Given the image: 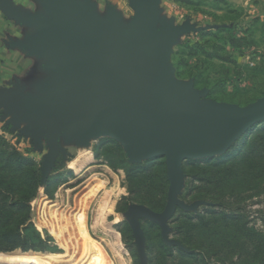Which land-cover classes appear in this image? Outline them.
Returning <instances> with one entry per match:
<instances>
[{
  "label": "water",
  "instance_id": "1",
  "mask_svg": "<svg viewBox=\"0 0 264 264\" xmlns=\"http://www.w3.org/2000/svg\"><path fill=\"white\" fill-rule=\"evenodd\" d=\"M135 3L131 0L135 15L125 19L112 7L99 14L91 0H50L51 20L27 23L45 29L46 40L33 50L50 54L61 78L39 93L0 89V109L4 119L18 124L34 118L39 135L47 131L36 142L50 148L42 162L47 173L60 156L59 137L74 126L118 142L130 163L165 158L170 187L163 213L135 204L128 209L147 264L140 218L159 224L165 242L173 244L168 222L177 208L194 212L201 204L181 198L185 161L203 159V153L223 154L263 122L264 97L242 107L203 101L206 91L175 85L166 69V46L174 36L201 29L190 20L175 26L174 18L162 15L161 0Z\"/></svg>",
  "mask_w": 264,
  "mask_h": 264
},
{
  "label": "rangeland",
  "instance_id": "2",
  "mask_svg": "<svg viewBox=\"0 0 264 264\" xmlns=\"http://www.w3.org/2000/svg\"><path fill=\"white\" fill-rule=\"evenodd\" d=\"M162 4L168 16L177 17L178 22H175V26H183L186 21L190 20L191 24L196 25L195 28L201 29L200 31L187 32L182 36H174L166 46L169 51L166 69L167 73L172 76L175 85L183 84L196 91H206L207 95L202 99L203 101L236 104L242 107L249 106L264 97V0H161L160 8ZM104 5L113 8L119 5L124 18L136 13L132 8L131 0H103L102 6ZM202 33L210 35L202 38ZM230 38L239 41L237 47L230 46ZM204 40L229 44L226 47V52L222 55L230 54L236 60V64L227 65V68L220 71V75H214L212 72L217 69L221 70L220 68L217 66L210 68L212 73L205 72L206 77L209 76L210 85L199 86L196 84L195 77H189L187 73L182 76L180 73L188 72V70L192 73L195 69L196 60H204L202 55L199 56V59L198 57H186L184 53H187V50L184 46L186 44L191 46L196 43L204 44ZM182 60L188 61L191 66L179 68L178 64ZM214 63L220 64L218 61ZM223 79L227 81L223 85L222 93L213 95L215 82ZM2 116V109H0V136L8 140L24 156L33 159L40 170L41 184L37 196L30 203L31 220L29 223L34 226L43 239L48 241L50 249L18 248L13 251L0 252V254H4L0 255V264H12V261H16L18 264L21 263L22 259H29L34 256L36 258L42 257V259L54 257L55 260L62 263L66 260L68 261L66 264H79L77 260H74V257H71L66 248L69 245L70 234L77 230L82 238H90L91 236L96 244L99 243L111 264H144L134 228L130 223V210H128L130 205L127 211L117 212V204L128 195L126 175L122 170L113 172L109 167L102 164L103 159L96 158L97 145L101 140L107 138L100 133L74 126L65 135L59 137L60 156L47 173L44 172L42 162L44 157L50 153V148L47 147L46 142L42 143L43 146L36 143L38 139H45L47 131L39 135V130L34 127V118L15 124L11 121V117L4 119ZM261 131H264V121L255 125L247 134L226 149L223 154L203 153L200 157L203 159H188L185 163L219 157H225L227 162L243 159L247 152L245 146H248ZM119 137L115 136L124 144V140ZM88 156L91 158V162L83 163L82 161ZM131 159L133 161V158ZM147 161L149 160L144 158L141 163ZM76 166L77 168L80 166L79 172L75 171ZM186 179L187 175L181 195L182 200H184ZM259 189L260 191H257ZM184 201L189 205L196 202L201 203L196 211L190 212L195 215L204 214L207 210L216 208V204L211 201ZM82 203H85V206ZM111 205L113 206L109 207ZM86 206H88L87 210H85ZM241 206L240 214L248 223L247 225L256 233L264 235V183L257 189H250L246 192ZM105 207L112 209L103 217ZM164 209L155 212L161 214ZM179 210L182 209L177 208L175 215L168 222L170 230L168 240L172 241L173 244L165 242L159 224L140 218L143 249L146 253L147 264L156 261V252L150 250L146 236L147 228L152 224L158 226L156 229L153 228L151 232L154 242H157L161 237L169 247L178 248L185 253L194 252L182 244L173 231V222L179 217ZM216 210L221 211L220 208ZM85 211L87 222L84 220ZM58 221L63 223L65 230L60 229L59 224H57ZM175 255L177 256L178 253L176 252ZM89 262L84 261L80 264H92L90 260Z\"/></svg>",
  "mask_w": 264,
  "mask_h": 264
},
{
  "label": "trees",
  "instance_id": "3",
  "mask_svg": "<svg viewBox=\"0 0 264 264\" xmlns=\"http://www.w3.org/2000/svg\"><path fill=\"white\" fill-rule=\"evenodd\" d=\"M209 35L202 33L201 37ZM229 44L237 47L239 41L230 38ZM229 44L209 40L204 44H186V57L199 59L202 55L204 60H196L192 73L188 70L180 74L195 77L199 86L210 85L205 72L220 75L227 65L236 64L230 54L222 55ZM178 66L183 69L191 65L182 60ZM214 66L221 70L211 72L210 68ZM226 81L215 82L213 95L222 93ZM245 148L247 152L243 159L227 162L225 157H219L184 164L187 179L183 199L211 201L216 208L197 215L179 210V217L173 222V231L193 253L167 246L160 236L154 242L151 232L158 226H149L147 240L150 250L156 252V261H151V264H264V235L251 229L240 214L245 193L264 183V131L258 133ZM96 158L103 159L102 164L113 172L122 170L126 175L128 195L117 204V212L127 211L133 203L154 211L164 209L169 187L164 158L131 164L121 145L112 139L99 142ZM40 184L41 173L35 161L0 136V252L18 248L50 249L48 241L29 223L30 203L37 196ZM218 208L221 211L216 210Z\"/></svg>",
  "mask_w": 264,
  "mask_h": 264
},
{
  "label": "crops",
  "instance_id": "4",
  "mask_svg": "<svg viewBox=\"0 0 264 264\" xmlns=\"http://www.w3.org/2000/svg\"><path fill=\"white\" fill-rule=\"evenodd\" d=\"M99 14L107 11L103 0H91ZM50 0H0V89L11 92L22 88L24 92L39 93L48 90L61 76L55 72L50 54L36 51L35 44L46 40V31L38 24L27 21L40 17L51 20L47 11ZM113 8V7H112ZM162 15L168 16L162 4ZM114 10L121 12L119 5ZM132 12L133 9H131ZM122 13V12H121ZM134 16L125 17L130 19ZM36 51V52H34ZM98 167V166H97Z\"/></svg>",
  "mask_w": 264,
  "mask_h": 264
},
{
  "label": "bare ground",
  "instance_id": "5",
  "mask_svg": "<svg viewBox=\"0 0 264 264\" xmlns=\"http://www.w3.org/2000/svg\"><path fill=\"white\" fill-rule=\"evenodd\" d=\"M91 158L88 156L85 158L84 161H82L83 163L87 162V161H90ZM91 162V161H90ZM76 163V162H75ZM79 163V162H78ZM87 164V163H85ZM76 172H79L80 171V166L79 168H77V166L74 168ZM96 180V179H94ZM97 181V180H96ZM99 181V180H98ZM100 182V181H99ZM102 183V182H101ZM100 183V184H101ZM115 189V188H114ZM92 190V189H91ZM110 191V190H109ZM108 192V191H106ZM112 193V192H110ZM92 194V193H91ZM109 194V193H108ZM108 196V195H106ZM110 197V196H109ZM88 198V197H87ZM86 198V199H87ZM107 199V198H106ZM105 199V200H106ZM116 199V198H115ZM113 203V202H112ZM83 204V203H82ZM85 204V203H84ZM83 204V205H84ZM114 204V203H113ZM100 205V204H99ZM109 205V203H108ZM85 206V205H84ZM101 206V205H100ZM99 206V207H100ZM113 205L109 206V207H112ZM87 207H85V210H87ZM101 209V208H100ZM112 208L110 209H106V207L103 209V217L104 215L108 212L109 213V210H111ZM83 212V211H82ZM79 213V212H78ZM77 213V214H78ZM107 213V214H108ZM69 216V215H68ZM71 216V215H70ZM73 216V215H72ZM71 216V217H72ZM77 216V215H76ZM75 216V218H76ZM84 216H85V221L87 222L86 220V211L84 213ZM61 218V217H59ZM66 218V217H65ZM84 218V217H83ZM100 218V217H99ZM63 219V218H62ZM72 219V218H71ZM70 222V221H69ZM85 222V223H86ZM57 224H59L60 226V229L63 231L65 230L64 229V225L61 221H58ZM76 224V223H75ZM78 224V223H77ZM74 226V225H73ZM66 228V227H65ZM80 228V227H79ZM94 229V228H93ZM87 230V229H86ZM64 234V232H62ZM79 231H75V233L73 234H70L71 236L70 237V240H69V245L66 247L67 248V252L70 253L71 257L73 258L74 257V260H77V262L80 264V263H83L84 261H86L87 263H90L89 260L92 262V264H111L108 257L106 256L105 254V251L103 249V247L99 244V243H95V241L91 238H82L81 237V234L79 233ZM88 233V231H87ZM113 243V242H112ZM95 247V248H94ZM115 249V248H114ZM73 250V252H72ZM117 251V250H116ZM78 253V256H76ZM118 253V252H117ZM0 255H4V254H0ZM10 255H13V254H10ZM68 255V254H67ZM122 256V255H121ZM53 258V259H52ZM56 258L54 257H49V259H42V257H30L29 259L28 258H24L22 259L21 263H18V264H66L68 263V261L65 260V262H61V261H57L55 260ZM69 259V258H68ZM89 259V260H88ZM122 260V259H121ZM76 262V261H75ZM70 263V262H69ZM114 263V262H113ZM12 264H17L16 261H12ZM77 264V263H75Z\"/></svg>",
  "mask_w": 264,
  "mask_h": 264
}]
</instances>
